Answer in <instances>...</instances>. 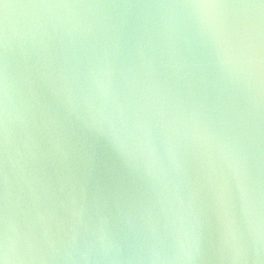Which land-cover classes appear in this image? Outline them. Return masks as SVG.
Returning <instances> with one entry per match:
<instances>
[{"label":"water","instance_id":"1","mask_svg":"<svg viewBox=\"0 0 264 264\" xmlns=\"http://www.w3.org/2000/svg\"><path fill=\"white\" fill-rule=\"evenodd\" d=\"M0 249L264 264V0H3Z\"/></svg>","mask_w":264,"mask_h":264},{"label":"snow or ice","instance_id":"2","mask_svg":"<svg viewBox=\"0 0 264 264\" xmlns=\"http://www.w3.org/2000/svg\"><path fill=\"white\" fill-rule=\"evenodd\" d=\"M0 3H3V0H0ZM4 7L7 8L8 4H4ZM4 48H5V52H6V44L4 45ZM4 182L6 183V173L4 174ZM4 239L6 240V237H4ZM0 250H2V249H0Z\"/></svg>","mask_w":264,"mask_h":264}]
</instances>
